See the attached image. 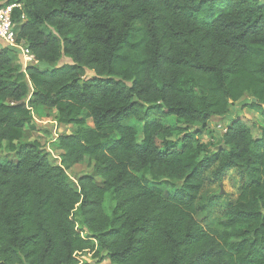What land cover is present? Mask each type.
<instances>
[{
  "label": "trees",
  "instance_id": "16d2710c",
  "mask_svg": "<svg viewBox=\"0 0 264 264\" xmlns=\"http://www.w3.org/2000/svg\"><path fill=\"white\" fill-rule=\"evenodd\" d=\"M0 3L21 5L17 42L38 64L0 49V149L16 157L0 159V264H81L88 251L109 264H264L262 0ZM246 95L263 125L231 121L210 152L208 123ZM40 109L76 128L52 144L59 163L23 141ZM81 164L102 184L75 188L67 171ZM214 167L246 182L206 229L197 201Z\"/></svg>",
  "mask_w": 264,
  "mask_h": 264
},
{
  "label": "rangeland",
  "instance_id": "374dc122",
  "mask_svg": "<svg viewBox=\"0 0 264 264\" xmlns=\"http://www.w3.org/2000/svg\"><path fill=\"white\" fill-rule=\"evenodd\" d=\"M264 3V0H262ZM2 3H0L1 6ZM25 45V44H24ZM26 46V45H25ZM27 47V46H26ZM29 56V55H27ZM72 61L64 58L58 64V67L64 65H70ZM18 65L25 69L29 66L38 65L35 60L26 58L22 53L18 56ZM42 69H49L45 65H40ZM94 77V73L90 71H84L83 79L88 80ZM251 97L246 95L238 104H236L230 111L229 115L225 118H214L208 123V129L200 137V141L204 145H208L209 151H213L214 147L221 141L222 136L226 133L228 125L231 121L241 118L243 120H252L258 125H263L261 116L254 111L246 109L244 106L246 103L251 102ZM58 113L54 109H40L34 114L35 131H27L24 133L23 141H38L46 152H49L54 160L59 163V156L62 152L53 149L52 144L62 135H71L76 132L74 126H64L58 122ZM171 124H175L174 120L170 121ZM88 126L93 128L92 121H88ZM195 132V131H193ZM254 135H258V130L254 131ZM0 159H8L15 161L16 157L14 153L7 150V147L0 149ZM216 167L210 170L205 177V184L200 193L197 201L198 208V221L200 224L208 228H213L216 222L223 218L228 210L237 201L242 185L246 182V177L243 172L232 170L226 173L222 178L215 177ZM69 180L73 183V186L77 188L78 179L82 176H93L97 184H102V180L96 176L93 166L88 164H81L73 167L67 171ZM78 260L83 263L89 264H109L107 261L102 262L100 258H96L94 253L86 252L84 254L79 253Z\"/></svg>",
  "mask_w": 264,
  "mask_h": 264
},
{
  "label": "built area",
  "instance_id": "2783aa9c",
  "mask_svg": "<svg viewBox=\"0 0 264 264\" xmlns=\"http://www.w3.org/2000/svg\"><path fill=\"white\" fill-rule=\"evenodd\" d=\"M21 10V5H10L5 8H0V43L3 48H11L22 53L26 58L34 60V57L24 45V43L17 42V32L13 23V10ZM25 17H22L24 20ZM29 55V56H27Z\"/></svg>",
  "mask_w": 264,
  "mask_h": 264
},
{
  "label": "crops",
  "instance_id": "0c3cea01",
  "mask_svg": "<svg viewBox=\"0 0 264 264\" xmlns=\"http://www.w3.org/2000/svg\"><path fill=\"white\" fill-rule=\"evenodd\" d=\"M3 48V46H2V44L0 43V49H2Z\"/></svg>",
  "mask_w": 264,
  "mask_h": 264
}]
</instances>
